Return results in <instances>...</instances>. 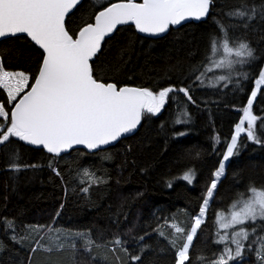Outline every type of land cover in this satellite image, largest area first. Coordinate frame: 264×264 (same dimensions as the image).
Wrapping results in <instances>:
<instances>
[{"label": "trees", "instance_id": "1", "mask_svg": "<svg viewBox=\"0 0 264 264\" xmlns=\"http://www.w3.org/2000/svg\"><path fill=\"white\" fill-rule=\"evenodd\" d=\"M101 2L81 0L72 17L76 25L82 26L81 17L84 22H92L89 17L101 10L100 5L107 6L109 0ZM247 2L258 6L262 0ZM238 3L239 0H213L205 20L171 28L160 38L140 36L134 26L125 25L102 44L100 61L107 71L102 70L101 75L113 78V82L153 90L169 83L188 86L195 105L186 103L183 95L178 94L160 113L142 119L133 135L124 136L98 152L75 149L54 156L21 141L15 144L18 163L22 165L19 171H10L7 160L0 155V264H131L118 247L111 250L110 241L115 236L127 242L132 254H136L131 246L134 238L144 236L143 243L151 246L142 254L144 264H173L172 250L154 229L159 225L171 239L173 221L181 227L190 224L213 172L223 159L259 70L264 68V20L257 16L247 30L239 26L233 33L252 41L256 49V59L250 66H238L248 73L247 79L227 86H212L205 80L194 88L187 81L189 66L201 61L208 34L215 30L213 18L229 23L223 12ZM39 56L37 47L22 36L0 41V58L9 71H33ZM5 95L0 90V100ZM178 105L190 115L186 124L173 122L180 115ZM252 112L258 117L254 131L264 142V86L253 100ZM177 132L183 135H175ZM238 144L239 151L228 162L215 191V202L211 203L205 224L190 248L191 264H199L195 260L197 255L203 256L207 264L223 247L213 239L215 211H227L236 194L245 192L249 183L264 186V143L248 141L243 134ZM106 155L108 159L104 158ZM85 169L100 182L89 181L83 174ZM189 169L194 173L191 184L182 179ZM85 188L87 191H83ZM4 221L13 222L14 233L5 232ZM39 225L45 226L43 239L28 232ZM48 226L62 231L49 232ZM75 232L87 235L72 238L70 234ZM13 234L27 235L28 240L23 246L14 243L9 239ZM37 240L52 251L36 246ZM85 240L92 243L86 244ZM59 244L63 245L61 250H57ZM33 246L37 250L29 259ZM253 262L254 256H245L240 264Z\"/></svg>", "mask_w": 264, "mask_h": 264}, {"label": "snow or ice", "instance_id": "2", "mask_svg": "<svg viewBox=\"0 0 264 264\" xmlns=\"http://www.w3.org/2000/svg\"><path fill=\"white\" fill-rule=\"evenodd\" d=\"M80 2L0 0V38L19 39L22 36L40 51L37 66L30 72L9 71L0 58V90L6 94L0 100V155L7 160L10 171H19L22 167L18 163V149L15 148V144L21 141L41 146L54 156L78 145L88 150H102L103 146L133 132L142 119L160 113L169 100H176L178 94L183 95L186 103L196 104L188 86L176 87L169 83L153 90L122 84L118 80L113 82V78L100 74L102 70L107 71L103 69L100 53L102 42L118 31V26H134L139 33L151 36L166 33L170 27L181 25L189 18L197 21L207 18L213 0H109L107 6L100 5L101 10L89 17L92 22H84L81 17L82 26L76 25L72 18ZM257 16L264 20V0L258 6L239 0L237 5L223 12V17L229 21L227 24L213 18L215 30L208 34L202 59L189 66L186 76L193 88L203 85L205 80L212 86L220 83L227 86L239 85L241 79L248 78V73L239 70L238 66H250L256 59V49L252 41L233 33L239 26L247 30ZM217 72L222 74L216 75ZM209 73L212 75L209 76ZM262 86L264 68L259 70L255 87L242 109L243 114L239 116L230 142L226 144L223 159L213 172L210 184L201 197L198 212L191 217L190 224L181 227L173 221L170 224L174 233L171 239L160 230L159 225L154 229L158 236L165 238L172 250L173 264H191L190 248L198 230L205 224L211 203L215 202L218 181L225 176V161L239 151L238 138L241 134H245L248 141L264 143L254 131L258 117L252 112L253 99ZM178 108L180 115L173 122L186 124L190 115L186 109L179 105ZM104 158L109 157L106 155ZM56 174L59 175L58 172ZM83 174L93 183L100 182L87 169ZM193 175L189 169L182 179L191 184ZM3 223L5 232L14 233L13 222ZM214 226V243L223 247L213 254L215 258L208 260L207 264H240L245 256H254L253 264H264V186L249 183L245 192L236 194L227 211H215ZM44 230L45 226L39 225L28 229V232H35L43 239ZM48 231L60 233L62 230H53L48 226ZM70 235L72 238H84L87 233ZM9 239L23 246L28 236L13 234ZM143 241L144 236L134 238L131 246L136 254H132L126 246L127 242L115 236L110 241L113 245L111 250L118 247L131 264H144L142 254L151 246ZM84 243L91 244L92 241L85 240ZM35 245L52 251L41 245L39 240L35 241ZM36 246L31 248L29 259L37 250ZM62 248V244L57 246V250ZM195 260L205 264L201 255H197Z\"/></svg>", "mask_w": 264, "mask_h": 264}, {"label": "water", "instance_id": "3", "mask_svg": "<svg viewBox=\"0 0 264 264\" xmlns=\"http://www.w3.org/2000/svg\"><path fill=\"white\" fill-rule=\"evenodd\" d=\"M205 19H206V18H202V20H205ZM202 20H201V21H202ZM190 21L199 22V21L195 20L194 18H189L188 21H186V22H182V24H185V23L190 22ZM182 24H181V25H182ZM181 25H178V26H172V27H170V29H171V28H178V27L181 26ZM120 27H122V26H118V28H120ZM170 29H169L166 33L156 34L155 36H151V35H149V34H144V33H139L137 30H136V32H137L140 36H143V37H147V38H160V37H162V36H165V35L170 31ZM115 32H116V31H115ZM112 36H113V34L110 35V38H111ZM7 39H8V38H7ZM107 39H109V38L106 37L105 41H106ZM2 40H5V38H0V41H2ZM105 41H103L102 44H103ZM253 114H254V113H253ZM254 115H255V114H254ZM255 116H256V115H255ZM140 124H141V123H140ZM140 124L137 126L136 129L133 130V132L128 133V134H125L124 136H130V135H133V134L138 130V128L140 127ZM124 136H122V137H124ZM122 137H121V138H122ZM121 138H119V139H121ZM119 139H118V141H119ZM118 141H114V142H112L110 145L103 146L102 150H103V149H106V148H108V147H110V146H112V145H114V144L117 143ZM32 146H33V145H32ZM34 147L42 148L41 146H34ZM75 149H83V150H86V151L91 152V153L100 151V150H88V149H86L85 146H83V145H78V146H74L72 149H68L66 152H62V153L59 154V155H64V154L70 153L71 151H73V150H75Z\"/></svg>", "mask_w": 264, "mask_h": 264}, {"label": "rangeland", "instance_id": "4", "mask_svg": "<svg viewBox=\"0 0 264 264\" xmlns=\"http://www.w3.org/2000/svg\"><path fill=\"white\" fill-rule=\"evenodd\" d=\"M100 1H102L101 3L104 4V3H106L108 0H100ZM220 74H222V73H219V74H216V75H220ZM258 92H259V91H258ZM258 92H257V93H258ZM254 99H255V98H254ZM254 99H253V100H254ZM246 126H247V125L245 124V127H246ZM242 135H243V134H241V136H242ZM239 139H240V138H238V141H239ZM232 157H233V156H232ZM232 157H230L228 161H225V171H226V166H227L228 162L231 160ZM222 178H223V177H222ZM222 178H221V179H222ZM219 182H220V181H218V184H219Z\"/></svg>", "mask_w": 264, "mask_h": 264}]
</instances>
